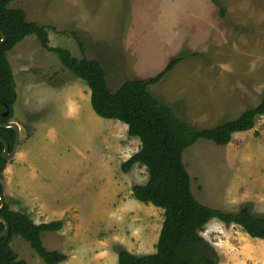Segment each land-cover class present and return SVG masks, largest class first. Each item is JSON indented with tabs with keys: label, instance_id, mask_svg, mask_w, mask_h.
Returning <instances> with one entry per match:
<instances>
[{
	"label": "rangeland",
	"instance_id": "obj_1",
	"mask_svg": "<svg viewBox=\"0 0 264 264\" xmlns=\"http://www.w3.org/2000/svg\"><path fill=\"white\" fill-rule=\"evenodd\" d=\"M8 6L46 27L51 47L82 56L75 33L112 90L154 77L189 54L148 90L193 126L233 120L264 98V0H15ZM195 14L202 16L199 25ZM7 58L17 95L11 120L21 128L1 179L5 201L37 223L64 222L57 232H42L47 249L67 256L59 264H117L119 247L154 253L164 210L132 195L148 179L145 166L121 168L140 140L125 123L94 111L88 85L36 35ZM183 160L198 201L225 212L247 204L264 215V115L225 146L199 139ZM201 236L216 264H264V240L236 224L212 219ZM10 244L28 264H47L19 235Z\"/></svg>",
	"mask_w": 264,
	"mask_h": 264
},
{
	"label": "trees",
	"instance_id": "obj_2",
	"mask_svg": "<svg viewBox=\"0 0 264 264\" xmlns=\"http://www.w3.org/2000/svg\"><path fill=\"white\" fill-rule=\"evenodd\" d=\"M12 1L15 0H0V28L6 37L5 42L0 44V123L11 120L17 98L7 52L33 34L45 49L56 53L74 76L88 85L92 107L99 116L125 123L128 135L140 140L139 149L123 162L121 168L126 172L135 164L146 167L148 179L143 184L134 185L132 195L141 202L162 208L164 220L154 253L138 256L119 247L117 264H216V259L209 254L208 244L201 236L212 219L236 224L250 237L264 240V215L253 213L249 205H243L236 212H225L198 201L183 160L185 149L199 139L225 146L234 133L252 129L257 115H264V98L260 104L245 109L233 120L206 128L193 126L178 116L171 105L162 103L148 90L150 85L156 84L171 71L184 55L189 54L181 53L174 57L154 77L126 80L118 89L112 90L105 69L97 59L86 56L84 44L75 33L73 35L82 56L73 54L65 47H51L46 27L28 21L22 8L9 7ZM220 14H225L222 7ZM6 111L8 115L5 116ZM0 136L6 140L11 151L16 139L15 130L0 127ZM3 150L4 144L0 141V193L5 197L1 179L8 161L3 158ZM0 214L10 224L9 234L0 237V264H28L10 244L15 235L28 241L47 264H59L66 260L64 253L47 249L42 239V232H57L63 228L61 219L37 223L28 213L12 209L7 201ZM4 227L5 224L0 221V232Z\"/></svg>",
	"mask_w": 264,
	"mask_h": 264
},
{
	"label": "water",
	"instance_id": "obj_3",
	"mask_svg": "<svg viewBox=\"0 0 264 264\" xmlns=\"http://www.w3.org/2000/svg\"><path fill=\"white\" fill-rule=\"evenodd\" d=\"M0 34L2 36V38H0V44H1V43H4L5 39H6L5 34L1 30V28H0ZM4 115L5 116L8 115V111H6L4 113ZM0 127H5V128L11 127L15 130V133H16L15 143H14V146H13L11 151H10V147H9L8 143L6 142V140L0 136V141L3 142V144H4V150L2 153L3 158L6 159L7 161H9L15 156V154L18 151L19 139H20V125L16 121L10 120V121L5 122V123H0ZM4 203H5L4 194L0 193V209L2 208ZM0 221H2L5 224L4 229L0 232V237L7 236L9 234V231H10V224H9L8 220L1 214H0Z\"/></svg>",
	"mask_w": 264,
	"mask_h": 264
},
{
	"label": "crops",
	"instance_id": "obj_4",
	"mask_svg": "<svg viewBox=\"0 0 264 264\" xmlns=\"http://www.w3.org/2000/svg\"><path fill=\"white\" fill-rule=\"evenodd\" d=\"M192 17H195L193 20H195V21H197L198 23H196V22H194L193 21V23L195 24V25H199L200 24V22L202 21V16H201V14H195L194 16H192ZM191 17V18H192ZM185 18V17H184ZM184 19H183V17H181V18H175V25H177L178 26V28L180 27V25H181V23L182 22H184L183 21ZM198 20H201V21H198ZM188 29H190V27L187 25V24H185L184 25V27H182V30L183 31H186L187 32V34H186V36L184 37V39L183 40H186L187 39V37H188ZM195 29V28H194ZM196 31H197V33H199V31H200V29H195ZM176 35H177V32H176V34L173 36V37H170L171 39H176L177 37H176ZM18 123V122H17ZM21 128V127H20Z\"/></svg>",
	"mask_w": 264,
	"mask_h": 264
},
{
	"label": "flooded vegetation",
	"instance_id": "obj_5",
	"mask_svg": "<svg viewBox=\"0 0 264 264\" xmlns=\"http://www.w3.org/2000/svg\"><path fill=\"white\" fill-rule=\"evenodd\" d=\"M1 38H2V36H1ZM6 40V39H5Z\"/></svg>",
	"mask_w": 264,
	"mask_h": 264
}]
</instances>
